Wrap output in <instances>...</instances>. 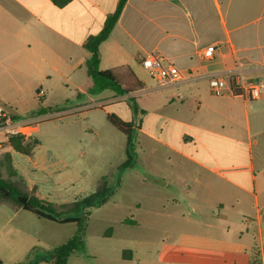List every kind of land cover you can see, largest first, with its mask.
Listing matches in <instances>:
<instances>
[{"label":"crops","instance_id":"1","mask_svg":"<svg viewBox=\"0 0 264 264\" xmlns=\"http://www.w3.org/2000/svg\"><path fill=\"white\" fill-rule=\"evenodd\" d=\"M118 3L72 0L58 7L52 0H0V75L17 85L23 83L18 86L23 90L37 79L48 80L52 70L60 73L61 66L66 68V79L74 78L82 68L87 73L90 53L84 45L102 30ZM211 46L215 47L214 58L205 61L202 54ZM150 54L161 56L189 76L168 86L142 79L141 60ZM123 67L144 84L141 90L125 95L112 90L90 94L93 81L87 73L91 81L86 88H77L78 96L87 93L91 98L72 110L85 116L103 111L109 123V114L120 118L110 111L113 106L143 96L158 98L155 114L182 126L183 132L176 142L150 136L172 154L169 162L179 161L187 192L202 193L211 216L205 221L197 208H191L192 213L180 217L201 231H189L174 241L144 240L130 249L131 259H124L123 250L116 263L264 264V101H250L230 89L214 96L209 88L212 77L231 80L241 75L250 82H264V0H128L109 39L100 46L101 70L120 72ZM5 100L6 93L0 88V101ZM137 105L135 112L142 114L151 107L140 101ZM67 110L71 109L63 112ZM38 131L37 125L33 137L37 138ZM54 167L38 166L58 187L60 166ZM25 213L11 204H0L3 264H18V243L33 237V222ZM149 215L170 217L160 210ZM144 221L145 215L139 212L135 227L144 226ZM163 247L168 248L164 254ZM101 258L85 251L73 254L68 264H112L110 258ZM30 264H52V254L36 255Z\"/></svg>","mask_w":264,"mask_h":264},{"label":"rangeland","instance_id":"2","mask_svg":"<svg viewBox=\"0 0 264 264\" xmlns=\"http://www.w3.org/2000/svg\"><path fill=\"white\" fill-rule=\"evenodd\" d=\"M65 71L64 66L60 67L62 74L52 70L48 80L37 79L30 88L23 90L18 88L23 83L17 85L10 77L0 75V88L7 98L0 103L7 112L18 116L19 120L35 118L33 115L40 108L48 112L43 119L37 118L39 131L36 137L41 145L32 156L11 152L9 139L0 132L2 178L9 182H20L27 190H35L39 199L53 204L60 202V205L89 196L103 178L110 179L115 193L108 203L86 213L88 222L84 242L86 253L110 258L112 264L120 260L121 251L124 250V255L144 240L174 241L175 237L189 231H201V227L195 224H185L180 215H189L193 211L191 208H197L198 214L208 221L211 214L205 208L202 193L193 195L187 192L189 189L183 183V167L179 161L169 162L168 156L172 154L159 147L150 136L176 142L183 132L182 126L158 118L159 115L154 111L159 99L153 96H143L136 101L129 99L111 109L109 107L121 120L131 122L134 126L129 148L132 163L122 169L128 159V138L107 122L103 111L96 110L85 116L72 110L79 103L90 100L91 95L87 93L79 97L77 88H86L91 79L85 68L76 72L72 79H66L68 76L63 74ZM139 75L142 79H151L146 70H141ZM41 90L44 91L42 96L39 94ZM139 101L142 105L151 106L143 114L135 112V106H140L137 105ZM66 109L71 110L63 112ZM10 153L13 165L18 169L16 175L12 172L16 170L15 167L10 168L7 162ZM42 163L55 164L54 168L60 166L58 187L54 179H49L47 174L39 170L38 166ZM65 166L69 169L62 171ZM158 210L165 211L170 217H150L149 214ZM139 212L146 217L144 226L122 223L130 218L138 220ZM23 216L33 222L30 229L33 237L18 243V264H29L36 255L51 254L55 247L67 243L77 231L76 224L57 225L27 213ZM202 229L207 230L205 227ZM160 251L164 254L168 248L163 247Z\"/></svg>","mask_w":264,"mask_h":264},{"label":"trees","instance_id":"3","mask_svg":"<svg viewBox=\"0 0 264 264\" xmlns=\"http://www.w3.org/2000/svg\"><path fill=\"white\" fill-rule=\"evenodd\" d=\"M52 1L54 5L64 7L72 0ZM127 2L128 0H119L114 13L106 18L102 30L98 34L89 37L84 45L85 49L90 53V58L86 62L88 76L93 81V87L89 90L90 94L95 95L106 90H112L119 95H125L133 91L141 90L144 87V84L127 67H123L120 72L119 70L103 71L100 69V46L109 39ZM59 110L61 111V108ZM47 113L45 108H40L33 117ZM16 118L18 119V116ZM107 119L113 127L128 138V159L122 166V169L128 168L132 163V155L130 154L129 148L132 142L133 124L131 122H125L112 114H109ZM9 144L15 152L32 156L35 149L40 145V142L34 137L26 140L24 137L16 136L9 139ZM7 162H9V167L13 169L14 165L10 154L7 155ZM1 166L0 164V204H11L18 210H22L40 220L57 225H77V231L74 236L67 243L58 246L52 251V264H68L69 258L73 254L85 252L86 245L84 236L88 222L86 213L110 201L115 193V188L110 182V179L103 178L97 185L95 191L89 196L72 203L57 205L39 199L35 190H27L26 186L20 182L4 180L1 176ZM12 172L16 175V170L13 169ZM20 197L27 198V202L24 204L20 202ZM132 219H127L122 223L137 226L138 223L136 220ZM111 229L113 228L111 227ZM123 257L124 259H131L132 251L127 250ZM0 264H3L1 259Z\"/></svg>","mask_w":264,"mask_h":264},{"label":"built area","instance_id":"4","mask_svg":"<svg viewBox=\"0 0 264 264\" xmlns=\"http://www.w3.org/2000/svg\"><path fill=\"white\" fill-rule=\"evenodd\" d=\"M214 53L215 47H208L202 54L203 59L205 61L212 60ZM141 65L160 86L181 82L189 76L182 74L176 66L156 54H150L142 58ZM209 88L214 96H223L230 89L234 95L244 96L250 101H264V82H250L241 75L231 80L222 77H212L209 81ZM39 94L41 96L44 95V91L41 90ZM38 121L37 118L19 120L15 115L7 112L0 103V132L7 139L16 136L24 137L26 140L31 139Z\"/></svg>","mask_w":264,"mask_h":264},{"label":"water","instance_id":"5","mask_svg":"<svg viewBox=\"0 0 264 264\" xmlns=\"http://www.w3.org/2000/svg\"><path fill=\"white\" fill-rule=\"evenodd\" d=\"M19 201L22 202V203L24 204V203L27 202V198H22V197H20V198H19Z\"/></svg>","mask_w":264,"mask_h":264}]
</instances>
